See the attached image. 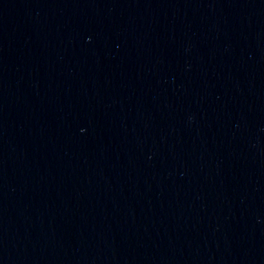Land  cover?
<instances>
[{
  "label": "water",
  "instance_id": "1",
  "mask_svg": "<svg viewBox=\"0 0 264 264\" xmlns=\"http://www.w3.org/2000/svg\"><path fill=\"white\" fill-rule=\"evenodd\" d=\"M0 264H264V0H0Z\"/></svg>",
  "mask_w": 264,
  "mask_h": 264
}]
</instances>
